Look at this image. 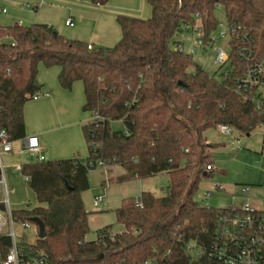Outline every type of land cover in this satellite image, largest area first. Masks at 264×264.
Masks as SVG:
<instances>
[{
  "label": "trees",
  "instance_id": "trees-1",
  "mask_svg": "<svg viewBox=\"0 0 264 264\" xmlns=\"http://www.w3.org/2000/svg\"><path fill=\"white\" fill-rule=\"evenodd\" d=\"M107 1L90 0L96 6ZM147 3V19L117 16L121 38L111 48L88 50L86 43L52 36L48 27L35 23L0 26V128L10 139L25 136L23 107L40 91L39 65L57 67V81L64 90L80 82L82 111L99 117L82 126L86 159L20 166L37 206L13 210L12 216L17 222L40 219L45 237L19 244L25 253L42 250L45 264H222L208 254L222 209L200 207L193 197L199 182L211 176L205 167L216 148L207 144L204 133L224 125L247 136L264 122V112L235 89L246 66L239 49L249 47L256 57L264 56V0ZM217 6L223 9L226 25L235 30L219 79L191 56L169 47L184 24L197 22L207 44L218 27ZM114 121L124 130L112 131ZM95 160L124 170L110 182L167 173L169 185L162 197L141 192L136 200L123 199L114 209L122 231L113 233L105 226L89 242L81 195L89 188L85 164ZM9 245V239L0 236L1 256Z\"/></svg>",
  "mask_w": 264,
  "mask_h": 264
},
{
  "label": "rangeland",
  "instance_id": "rangeland-1",
  "mask_svg": "<svg viewBox=\"0 0 264 264\" xmlns=\"http://www.w3.org/2000/svg\"><path fill=\"white\" fill-rule=\"evenodd\" d=\"M20 3H30L28 0H16ZM214 17L218 25L213 32L216 36L218 33L225 31L226 20L223 9L217 6L214 11ZM6 26V25H0ZM58 33L55 30H51ZM189 38V34H184ZM60 36V35H59ZM218 39L212 48H220L227 53V38L225 40ZM180 41L185 46L187 41L177 35L169 41V47L174 48V42ZM213 52L211 48L196 47L192 55L193 62L200 68L212 74L216 79L220 78V74L225 72L226 67H216L213 65ZM45 68L38 66L37 72ZM81 87L80 82L74 83ZM73 87V86H72ZM32 103L28 101L25 104ZM81 123L85 124L90 121L88 115L83 114ZM112 131H123L124 126L120 121L110 123ZM204 138L209 144L215 145L213 155L208 162L212 168L211 176L202 179L194 194V200L200 207H210L214 209L241 207L245 203H249L250 207L261 211L264 210V128L256 127L247 136L240 135L237 131L231 130L230 135L220 134L215 128L208 129L204 133ZM207 143V144H208ZM85 157L88 156L87 148H85ZM27 163L36 162V158L32 155L24 156L23 159ZM5 162L2 160V163ZM5 166L6 165L3 163ZM124 174V170L120 166H113L108 172L109 178H115ZM89 188L82 193L81 198L86 211L89 212L88 226L89 232L86 235V241H94L97 237V231L105 226H111L112 232L122 230V226L118 225L115 220L114 209L119 207L122 200L126 198L137 199L140 195L141 182L131 180L128 182L117 183L114 181L106 182V175L99 167L89 170L88 175ZM167 176L158 175L149 178L144 182V187L154 188L157 195L166 194ZM6 185L9 191V204L13 210L23 209L26 205L35 206L36 200L34 194L28 189L26 181L20 172L14 170L6 171ZM216 186L221 187L222 191H217ZM144 190V189H143ZM246 191L245 194L243 192ZM210 192L209 197L206 193ZM102 196V203L97 209L92 206L94 197ZM105 206V207H103ZM17 239L24 237L27 242H34V229L31 225L22 227L15 224L13 226ZM198 253V249H194L192 254ZM152 264V263H149Z\"/></svg>",
  "mask_w": 264,
  "mask_h": 264
},
{
  "label": "crops",
  "instance_id": "crops-1",
  "mask_svg": "<svg viewBox=\"0 0 264 264\" xmlns=\"http://www.w3.org/2000/svg\"><path fill=\"white\" fill-rule=\"evenodd\" d=\"M28 1L30 3L23 4L16 0H0V8L5 9V13H0V25L14 23L23 26L34 23L44 25L49 30H55L65 39L82 41L92 48H111L120 40L121 31L116 23L117 16L125 15L140 19H147L150 16L147 0H108L103 6L93 5L90 0ZM67 21L72 25H66ZM58 73L57 67L39 69L36 76V81L40 85L38 98L31 99L32 103L23 107L24 137H37L40 153L32 156L40 162L87 158L84 156L87 146L82 133L84 124L81 121L83 114L88 116L89 114L82 111L84 103L82 85L80 87L78 84H73L71 90H64L58 84ZM14 148L22 149V145L15 143ZM24 156L30 155L13 152L2 156V160L5 161L3 163L10 165H3L5 182L7 170L17 172L15 167L27 163L23 160ZM158 175H166L169 185L167 173L153 177ZM147 179L149 178L138 180L142 184L141 192H150L156 197L165 195H157L156 190L148 186L143 188ZM93 201L92 206L97 209L99 206L94 207ZM26 207L28 205L24 208Z\"/></svg>",
  "mask_w": 264,
  "mask_h": 264
},
{
  "label": "built area",
  "instance_id": "built-area-1",
  "mask_svg": "<svg viewBox=\"0 0 264 264\" xmlns=\"http://www.w3.org/2000/svg\"><path fill=\"white\" fill-rule=\"evenodd\" d=\"M0 13H5L4 8H0ZM66 25L71 26L70 21ZM222 27V25H218ZM179 36L183 41H187L185 46L180 41L174 43V50L192 57L196 47L211 48L213 52V65L220 68L226 65L228 61V41L235 35V30L226 25L225 31L218 33L216 36L210 34L207 44L203 41L202 26L197 22L194 25L184 24ZM184 34H189V38ZM227 38V53L220 48H212L218 39ZM247 39V36H243ZM222 40V41H223ZM91 50L90 45L86 46ZM239 56L246 63L243 75L235 82V89L243 94V99L255 103L256 109L264 112V56L256 57L255 53L249 47H241ZM38 98L37 95L32 100ZM91 118V117H90ZM99 120L98 116L92 117L91 122ZM264 128V122L255 125ZM215 129L223 135H230L231 128L224 125H217ZM22 145V149L15 150L14 144ZM13 152L27 155H38L40 153L39 142L36 136L24 137L17 140L9 138L4 129L0 128V236L9 239L10 245L4 256L0 254V264H45V255L42 250L31 249L25 253L23 247L19 244L26 240L24 237L17 239L13 226L15 224L25 227L31 225L34 229L35 238H38L37 227L27 221H16L12 216L13 209L10 208L9 195L3 173L2 156ZM88 170L99 167L106 175V182L109 184L108 172L113 166L102 160L86 162ZM20 167H15L19 171ZM210 164L205 167L206 172H210ZM217 191H222L221 187L216 186ZM246 191L243 192L245 194ZM210 192L206 193L209 197ZM102 197L94 198L93 205H100ZM2 207V210H1ZM210 257L218 260L222 264H264V210L258 211L245 203L239 208L229 207L219 212L216 228L214 230V239L208 252ZM148 264V263H147Z\"/></svg>",
  "mask_w": 264,
  "mask_h": 264
},
{
  "label": "water",
  "instance_id": "water-1",
  "mask_svg": "<svg viewBox=\"0 0 264 264\" xmlns=\"http://www.w3.org/2000/svg\"><path fill=\"white\" fill-rule=\"evenodd\" d=\"M55 35H56V33L52 32V36H55ZM1 210H2V207H1ZM29 222L33 223L37 227V229H38V238L39 239H43L45 237V228H44V225L41 222V220L34 217V218H31L29 220Z\"/></svg>",
  "mask_w": 264,
  "mask_h": 264
}]
</instances>
